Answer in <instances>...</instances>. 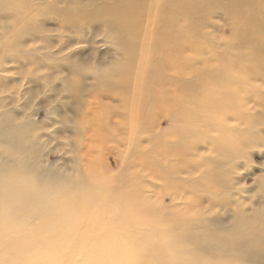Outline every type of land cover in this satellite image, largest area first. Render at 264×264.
Segmentation results:
<instances>
[{
	"label": "bare ground",
	"instance_id": "obj_1",
	"mask_svg": "<svg viewBox=\"0 0 264 264\" xmlns=\"http://www.w3.org/2000/svg\"><path fill=\"white\" fill-rule=\"evenodd\" d=\"M216 14L231 25L222 35L206 31ZM50 15L62 34L111 41L117 61L85 67L57 59L42 20ZM47 89L61 96L47 111L52 124L34 119L31 108L42 95L53 102ZM251 103L264 107V0H0V253L41 245L57 261L65 246L89 264H160L168 253L150 234L164 231L193 242L191 250L174 249L170 264L201 253L264 264L260 236L202 239L201 217L181 218L175 209L180 194L203 209L217 195L208 181L219 170L192 179L196 164L181 149L186 138L216 128L242 143L240 117ZM155 110L171 122L174 139L159 132ZM53 141L72 167L65 159L61 168L42 164ZM173 144L178 149L166 148ZM99 155L120 172L102 170ZM126 155L138 159L135 170H161L156 180L177 190L157 204L143 197ZM181 174L201 192L177 186L172 180ZM25 235L30 241L21 243ZM13 255L0 264L23 260Z\"/></svg>",
	"mask_w": 264,
	"mask_h": 264
},
{
	"label": "rangeland",
	"instance_id": "obj_2",
	"mask_svg": "<svg viewBox=\"0 0 264 264\" xmlns=\"http://www.w3.org/2000/svg\"><path fill=\"white\" fill-rule=\"evenodd\" d=\"M86 2L88 0H85ZM55 15L49 17H43L46 26L50 28L49 37L52 39V45L57 46L51 48L53 52H57V59L67 62V58L76 62L82 66H102L107 67L112 62H116L115 47L111 41H102L100 38L88 37L83 38L78 36L76 32L68 31L65 34L58 31L57 21ZM213 26L206 28L207 32H211L217 35H222L231 25L223 18V16L216 14L212 18ZM84 29L80 31L82 33ZM70 34V35H68ZM83 36H85L83 34ZM66 37V38H65ZM71 40L63 45L60 42L63 39ZM79 38V39H78ZM29 84L26 82L24 88L26 89ZM257 95L255 92H250ZM47 95L53 97V102L44 103L41 98L38 97L32 104V111L36 114L33 116L38 121H48V112L52 105H55L61 99L60 95L55 96L49 89L46 90ZM87 110V107H83ZM94 111H98V108L93 107ZM245 123V129L238 132L237 137L243 139L242 143L230 142V133H221L216 128L210 130V136H198L197 138H186L185 145L181 148L185 149L194 160L196 166V173L192 175V179H196L200 174L204 172H218V180L214 182L208 181V187L217 192V195L210 196L205 205L211 206L210 208L203 209L198 206L192 200H186V196L180 194L179 200H176L175 209L178 211V215L185 219H193L196 216L201 217V223L199 226H203L204 230L201 232L202 239H213L220 243L227 241H233L236 239L248 240L253 236H260L264 240V107L251 103L246 110V113L240 117ZM152 119H154L156 127H159V132L173 135L176 137V132L171 128V122L164 115L158 117L156 110L152 113ZM148 122V120H146ZM145 122V123H146ZM235 124V121L231 122ZM53 125H58L53 123ZM52 125V127H53ZM174 126V125H173ZM51 127V128H52ZM243 128V127H242ZM217 136H225L223 139H218ZM174 139V138H173ZM232 139V138H231ZM177 140V139H176ZM54 142V141H53ZM144 141L142 142V144ZM178 149L175 144L170 147ZM186 152L187 156L188 153ZM182 153V152H181ZM144 154V153H143ZM46 160L42 163L45 165L54 164L56 167L61 168L64 159L68 161V167H72L69 164L71 161V155L69 153H63L58 150L55 142L47 146L44 155ZM109 155V159H111ZM148 158H145V160ZM109 163L106 161L105 155H99L98 161L102 170L110 172L111 176H115L117 172H120L119 166L116 162ZM144 160V161H145ZM198 160V161H197ZM138 159H134L133 156L126 155V172L131 181H139L143 184L142 188H145L144 194L147 197H151L155 200V203H159L161 199L167 200V193L173 192L177 189L165 186L168 180H156L163 176V172H153L151 170H135L132 166H135ZM199 162V163H198ZM186 164L184 161L182 165ZM109 166V167H108ZM193 167V166H191ZM189 166V169H191ZM191 169V170H192ZM153 172L154 174H151ZM168 176V175H167ZM164 177V176H163ZM177 186L187 185L190 192H201L196 189L195 186L189 184V180L184 174L173 178ZM207 185V181L204 182ZM164 184V185H163ZM144 200L151 201V199L144 198ZM163 202L164 199H163ZM152 204V203H150ZM6 216V215H3ZM156 223V222H155ZM207 238H205V237ZM150 239L153 240L158 246H160L168 255L165 254V259H161L160 264H170L173 261L172 252L175 250H191L192 244L189 242H181L178 237L171 236L167 232L159 231L157 234L151 233ZM21 243H27L30 239L27 235L21 238ZM86 241V240H85ZM52 242H49V244ZM48 246L34 245L30 249L22 250L15 248L11 252L0 253V258L10 259L14 252V255L21 257V261H9L2 264H89L86 257H77L76 249H70L69 247H63L65 249L63 254L57 261L50 260L48 256H54V252H47ZM156 248L151 251H145V254L152 255ZM158 249V250H159ZM11 253V254H10ZM196 253V252H195ZM13 255V257H15ZM171 258V260L169 259ZM186 259L181 264H190L193 261L194 264H255L246 261L241 256H232L230 258H222L219 256H209L206 254H199L198 258H193L186 254ZM189 260V261H188ZM36 261V262H34ZM106 262V261H105Z\"/></svg>",
	"mask_w": 264,
	"mask_h": 264
}]
</instances>
